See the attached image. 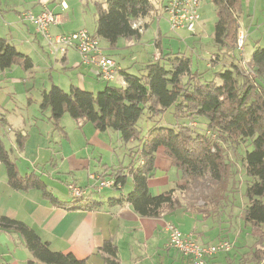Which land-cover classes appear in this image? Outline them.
Returning a JSON list of instances; mask_svg holds the SVG:
<instances>
[{
	"label": "trees",
	"instance_id": "obj_1",
	"mask_svg": "<svg viewBox=\"0 0 264 264\" xmlns=\"http://www.w3.org/2000/svg\"><path fill=\"white\" fill-rule=\"evenodd\" d=\"M153 1L105 0L107 8L100 4L98 9L95 36L106 41L109 49H115L121 38L140 39L141 29L135 28L134 24L156 11ZM212 1L218 15L215 45L219 50L234 53L242 12L241 0ZM218 60V56L214 58V61ZM249 63L257 75H248L242 66L232 63L229 68L216 73L214 80L206 81L203 73L192 70L189 57L161 51L160 58L147 64L142 74L121 69L119 75L124 84L114 86L109 83L97 94L74 85L66 92L52 84L49 91L43 92L41 110L50 111L49 120L57 130H63L60 121L69 114L75 121L90 123L101 132L109 129L117 132L126 145L136 144L129 148L131 162L115 177L116 187L124 185V172L132 177L134 188L127 196V202L143 218H159L167 211L183 206L174 190L160 195L150 192L149 179L154 173L160 149L165 150L182 173L186 185L181 191L193 192L194 200H202V211L209 215L218 214L230 196L237 193L236 167L228 158V151L234 148L237 153L242 149L243 153L238 155L247 178L243 220L250 227L256 244L264 245V79L261 78L264 49L256 50ZM14 65L29 71L34 62L8 39L0 38V71ZM170 110L175 119V124L170 125L172 127L155 122L146 130L140 128L139 123L144 116L153 119ZM0 161L7 170L9 184L15 190H41L52 204L67 210L102 207L101 203L84 196L62 202L35 172L22 176L1 137ZM122 202L113 199L109 204ZM0 230L17 234L33 259L42 264L85 263L72 253L54 251L50 243L44 242L35 230L22 222L2 217ZM99 251L106 264H120L117 247L112 242H105ZM253 254L257 264H261L264 248L255 250Z\"/></svg>",
	"mask_w": 264,
	"mask_h": 264
},
{
	"label": "crops",
	"instance_id": "obj_2",
	"mask_svg": "<svg viewBox=\"0 0 264 264\" xmlns=\"http://www.w3.org/2000/svg\"><path fill=\"white\" fill-rule=\"evenodd\" d=\"M64 4L68 9V5ZM60 15L63 19L62 24H64L63 15ZM142 22L144 19L136 21L135 24L141 25ZM65 24L71 25L66 22ZM81 29L86 28L71 29L55 34L73 33ZM0 38L4 37L0 35ZM5 39L9 40V38ZM159 43L157 49L159 47L162 49L161 42ZM103 49L105 54L110 56L111 49L108 48L107 42ZM161 51L157 52L151 62L157 60ZM61 60L65 64L63 68L69 69L70 74H75L76 82L70 81L76 84H71L70 87L74 85L95 93L97 89L101 91L105 85L109 84L108 82L101 83L102 79L99 78L97 69L83 64L76 50L69 49ZM118 65L121 69H125L120 64ZM211 65L212 63L209 67ZM3 75V73L0 74L1 80ZM117 78H120V85H123V78L119 74ZM52 83L55 84L53 80ZM48 111L41 110V114L45 116ZM48 121H50L49 118ZM39 123L37 118L21 115L17 123L19 128L14 132V137L0 136L6 149L10 151L11 159L15 162L18 172L22 176L35 172L41 177L48 190L62 202H69L73 199L69 190L70 185L89 187L91 191H86L84 197L101 203L102 207L93 210H67L52 204L44 197L41 190H15L9 184L7 170L0 161V218L7 217L28 225L44 242L50 243L54 251L64 254L72 253L77 259L85 261L84 264H106L105 257L99 249L109 241L117 247L120 264H191L189 258L180 251L168 247L167 226L169 224H174L183 235L194 237L201 245L215 244L226 238L238 245L241 239L245 238L243 245L234 255L228 252L229 254L223 253L224 255L220 257L219 255L208 257L205 259V264H239L241 255L249 252L246 244L252 235L242 215L247 201L242 200L240 203L232 194L229 202L218 214L204 213L202 200H194L193 192L181 191V188L186 185L183 175L173 165L164 149H160L157 153L155 170L149 179L150 192L153 195H160L174 190L183 206L167 211L159 218H143L127 202V196L134 188L133 179L128 173L123 174L126 177L123 186L120 184L119 187L103 189L97 187L103 180H117L115 177L117 172L123 171L129 165L124 166L125 157L129 163L131 162L129 147L126 149L127 153L124 152L123 161L119 162L123 154L117 155L118 151L114 149L111 142L112 137L107 143L105 141L108 138L102 139L101 135L95 133L93 137L88 138L84 132V138L77 142L80 147V150H77L74 140L64 130H57L53 123L49 122L53 125L54 131L59 133V141H56L53 138L54 134L50 136V129L47 127V130H43ZM0 124L7 125L8 131L13 132L7 120L0 121ZM95 138L98 142H103L100 144L103 149L112 153L110 164L103 162L107 159L104 154L99 153V157L96 150L90 154V146L94 145ZM135 145L133 144V147ZM84 150L87 151V155ZM85 175H87V182L83 183L79 178ZM113 199L123 202L110 205L109 202ZM254 243H257L256 239ZM255 244L249 246L251 252L247 256L257 264L253 253L262 248L257 246L259 244ZM0 264L42 263L33 259L31 252L17 234L0 230ZM261 264H264V260Z\"/></svg>",
	"mask_w": 264,
	"mask_h": 264
},
{
	"label": "rangeland",
	"instance_id": "obj_3",
	"mask_svg": "<svg viewBox=\"0 0 264 264\" xmlns=\"http://www.w3.org/2000/svg\"><path fill=\"white\" fill-rule=\"evenodd\" d=\"M165 1L154 0L156 11L150 17L144 19L141 25L134 24L135 28H140L142 31L140 39L134 38L129 40L121 38L117 43V47L109 51L110 56L118 64L130 73L140 75L143 73L144 67L154 59L157 52L162 50L164 54L181 53L189 57L192 60V70L203 73L206 81L214 80L216 73L229 68L232 63L242 66L248 75H257L256 70L253 69L249 62L256 50L264 49V0H241L242 12L239 16L238 39L240 36L244 37L245 45L243 52H240L237 49V40L234 53L219 50L215 45L214 32L218 15L216 6L212 0H204L202 3L201 21L197 27V34H192L186 30L179 32L171 30L167 17L163 12ZM63 2L68 5V9H63L65 6ZM100 4H102L103 8H107L105 0H0V9L2 10L0 12V35L4 38H9L11 44L18 51L30 56L34 61V67L29 72L22 66L17 65L12 66L4 72L0 71V74H4L2 80L0 79V121L5 122L7 120L10 123V128L13 129V132L10 133L7 125L0 124V136L3 135L5 138L14 137V132L19 128L17 123L21 115H29V118H37L40 121L39 126L43 130H47L48 127L51 131L50 136L52 137V134H54V140L59 141V133L54 131L53 125L48 121L50 112L48 111L45 116L41 114L40 103L43 97L42 93L45 90L49 91L51 89L52 80L66 92L70 90L71 84H76L70 81L76 82L75 74H70L69 69L63 68L65 64L62 62L61 57L66 54H53L44 33L39 32L37 26L31 21H24V13H32L35 16H39L44 10H48L55 14H62L64 24H52L49 27V32L53 37L61 35V33H55L71 29L76 30L77 28H86L91 34H96ZM65 22L71 25H66ZM159 42H161L162 49L160 47L157 49V46L160 44ZM101 45L103 48L106 47V41L102 40ZM217 56L219 57L218 62L214 61V58L217 59ZM159 58L160 55L156 59ZM210 63H212L211 67H209ZM261 74V78L264 79V70L261 71ZM93 77L95 78V76ZM100 81L102 84H106L105 81ZM120 81V78H117L111 84L120 86ZM98 92H100L99 89L95 91V94ZM31 100L32 102L30 103ZM155 122H160V124L165 126L175 124L172 111L170 110L166 114L153 119H150L146 115L142 118L139 125L140 128L146 130ZM60 126L74 140L77 150H80L77 142L84 138V132L88 138L93 137L94 133L101 135L102 139L108 138L105 141L107 143L110 142L109 138L112 137L111 142L114 149L118 151L117 155L123 154L119 162L123 161L124 152L127 153L126 149L133 147V143L126 145L122 142L120 136L115 131L111 129L105 132L96 131L92 124L83 121L77 122L69 114L63 116ZM198 126L201 127V124L198 123ZM101 143L103 142H98L95 138L94 145L90 146V154L96 150L97 156L100 157L99 153L104 154L107 159L103 162L110 164L112 153L107 149H103L100 145ZM8 148L10 147L8 146ZM235 151L234 148H229L228 158L233 161L234 168L236 167L237 178L235 180L239 182L237 193L233 195L241 203L242 200H246L243 194L246 189L247 178L241 158L238 155V153L242 154L243 150L238 149L237 153ZM84 152L87 155V151L84 150ZM128 164L129 160L125 157L124 166ZM96 170L100 169L96 168ZM86 177L87 175L85 177L81 176L79 179L83 183H86ZM240 179L241 181H239ZM115 182L117 184V180ZM81 188L86 189L88 192L91 191L89 187L86 188L84 185ZM228 239L221 240L229 241L230 239ZM244 239L242 238L241 243L238 245L236 242L232 243L229 241L232 244V248L229 251L231 255L238 252V248L243 245ZM254 242L255 239L251 237L246 244L249 252H245L243 256L241 255V259L238 261L239 264L253 263V260L251 261V258L247 255L251 252L249 246L254 245ZM257 246L264 248L262 244ZM216 255L220 257L224 254L218 253ZM206 258L208 257L204 258V264Z\"/></svg>",
	"mask_w": 264,
	"mask_h": 264
},
{
	"label": "built area",
	"instance_id": "obj_4",
	"mask_svg": "<svg viewBox=\"0 0 264 264\" xmlns=\"http://www.w3.org/2000/svg\"><path fill=\"white\" fill-rule=\"evenodd\" d=\"M204 0H166L163 5V12L174 32L186 30L192 34H197V27L201 21V7ZM65 5V4H64ZM64 8H66L64 6ZM24 21H31L44 33L48 44L52 48L53 54H66L69 49L76 50L81 56L83 64L91 65L98 71V76L105 82H114L121 70L117 62L106 55L101 45L102 40L92 35L88 30L81 29L70 34L51 36L49 27L52 24L63 22L60 14L44 10L39 16L32 13H24ZM245 38L240 36L237 49L243 52ZM115 180L101 181L99 189L106 187H116ZM119 186V185H118ZM71 195L75 198L85 196L86 189L74 185L69 186ZM169 233L168 247L177 249L185 257H188L191 264H204L205 257H212L218 253L229 252L232 244L227 240H220L215 244L201 245L192 236H186L174 225L167 226Z\"/></svg>",
	"mask_w": 264,
	"mask_h": 264
}]
</instances>
